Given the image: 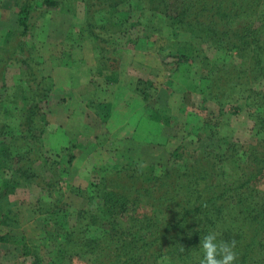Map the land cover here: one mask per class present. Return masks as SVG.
Returning <instances> with one entry per match:
<instances>
[{
	"label": "trees",
	"instance_id": "16d2710c",
	"mask_svg": "<svg viewBox=\"0 0 264 264\" xmlns=\"http://www.w3.org/2000/svg\"><path fill=\"white\" fill-rule=\"evenodd\" d=\"M78 3L84 17L76 42L92 44L98 56L96 73L105 79L106 89L119 84L116 58L106 56L115 46H148L144 34H151L167 43L156 53L193 64L200 57L194 42L203 41L206 53L213 48L224 55L222 62L231 60L197 81L179 75L180 67H175L170 78L181 79L185 87L177 93L179 99L198 95L217 108L219 118L236 114L238 104L244 103L249 130L263 137L246 147L221 137L223 150L209 152L197 145L214 139L209 132L214 126L203 123L193 132L197 141L182 137L164 165H105L98 168V181L89 190L64 189L81 136L71 138L67 146H44L45 105L51 92L44 63L39 58L34 64L31 55L13 61L7 52L18 38L31 40V31L42 28L38 21L46 14L70 15ZM8 4L0 0V9H11L16 16V29L5 34L0 46V171L8 174L0 188V225L7 227L0 235V260L7 251L17 250L31 259L30 264H198L200 238L215 231L219 239L237 242L236 264H264V0H17L7 9ZM182 31L190 33L188 42L179 41ZM205 52L200 62L208 66ZM14 62L22 87L7 95L1 89L7 66ZM157 74L151 70L144 79L138 77L133 90L143 121L154 128L145 139L137 130V150L164 145L159 141L173 128L170 96L160 101L162 92L154 84ZM107 94L102 102L87 101L91 112L96 105L95 113L105 117L104 123L113 92ZM133 149L127 145L129 152ZM24 192H31L29 212L43 228L34 246L15 235L21 207L5 202ZM68 195L77 202L69 201Z\"/></svg>",
	"mask_w": 264,
	"mask_h": 264
},
{
	"label": "rangeland",
	"instance_id": "374dc122",
	"mask_svg": "<svg viewBox=\"0 0 264 264\" xmlns=\"http://www.w3.org/2000/svg\"><path fill=\"white\" fill-rule=\"evenodd\" d=\"M16 1L17 0H4V3L6 5L7 3L15 4ZM11 4H8L7 9L12 6ZM83 17L84 13L80 3H78L76 8L72 10V13L67 16L49 12L38 21L39 24H42V28H39L38 31H31V33H34L31 40L30 38L19 39L17 37V41H15L13 45H10L13 48L7 52V55L12 57L13 61L16 58L21 59L31 55L30 60L33 61L34 64L37 63L39 58L44 63L42 69L44 75L48 77V79H46V87H50L49 89L51 91L48 103L45 105L48 127L43 136V142L46 148H59L71 143L73 141L71 138L77 136L74 131H71L72 128L75 127V122L79 125V128L86 127L85 125H90L94 128V133L93 131H90V133L84 132L83 130L81 131V138L78 139V145H81V147L74 152L76 160L70 169L68 177L64 179V189L68 190L70 187H76L80 190H89V185L94 181H98V168L105 165H129L132 168L136 167L138 169L153 162L164 165L168 162L169 153L183 140L182 137L188 139V141H197L198 135L195 137L193 132L203 123L209 122L211 126H214L212 131H209L214 136V139H203V141L197 143V145L209 152L223 150L225 146L220 145L218 142V139L221 137H227L234 144L240 143L239 145L243 147H246L248 143H255L263 137V134L256 135L255 131L252 133L251 130H249L251 121L248 118V113L244 109V103L238 104L239 112H236V114L219 118L217 116V108L209 102H203L202 98L198 95L189 94L185 96L184 99H182V97L179 99L177 93L182 94L185 91V87L181 83V79L172 80L170 78L174 73L173 69L175 67H177V69L180 67L179 75H190L192 81H197L198 78L209 69L213 71L225 68V64L231 59L226 58L225 62H222V59H225L224 55H222V52H215L213 48L209 49L206 53V44L200 41L194 42L196 43L195 47L200 51V57H198L193 64H186L177 57L167 56L165 52L163 54L161 53L162 55L158 54L159 48L164 47L167 43L164 38L151 34H144L147 43H149L148 46L151 45L150 47L146 46V42L140 43V48H134L132 46L117 49L115 46L111 48L113 49L112 51L109 50L106 56L108 57L110 55L109 57L111 59L114 57L116 58L118 76L119 70L123 66V63L120 64L121 57H124L123 61L130 62L132 57L145 61V55L147 53H153L154 60L157 56L158 62L160 63V73L158 72L157 77L154 79V84L155 87L162 92L160 95L161 102H166V98L170 96L167 102L172 108L170 115L173 118V128H169L165 131L162 140L159 141L164 145H149V147L140 148L139 150L136 149L138 146V140L136 139L137 130L138 136H140L141 139H145L147 135H151L154 130V128H150L152 124L143 121V118L140 122L138 121L139 123L137 122L135 127L136 131H133L135 134H132V128H130L127 130L129 133H125L123 138H120V136L109 137V133L105 131L106 128L105 125H103L105 124V117H99L95 113L96 105L92 108V112L87 110V112L83 113L80 110L83 109V106L80 104L81 101L79 103V96L76 94L83 93L87 100L102 102L109 98L107 91H113L111 89H106L105 79L98 76L96 73L95 67L98 56L93 52L92 44L89 40L78 44L76 42L78 40L77 28L82 25ZM15 18L16 16L13 10L0 9L1 47L4 43L5 34L8 33L9 30L16 29ZM178 39L180 42H188L190 33L182 31L179 33ZM20 40H22L24 44H19L21 43ZM76 44L77 46H75ZM18 46L21 50H19ZM13 52H15L16 55L12 56L11 53ZM204 52L210 57L208 66L203 64V61L200 62ZM67 55H71V59L68 58ZM149 61L151 60L149 59ZM62 68H66V70L62 71ZM53 69L56 70V72L52 77L51 73L54 71ZM147 75L148 72L145 71L144 73H140L138 77H143L144 79ZM121 77L122 80L127 78L126 71ZM133 77L138 78L137 76ZM21 78L23 77L20 75L18 65L15 62L10 63L9 66H7L4 87L1 90L3 92L6 91V94L10 95L15 89H20L22 87H19ZM89 78H91L89 82L91 87L89 90L80 89L78 87L77 89L74 88L75 90L72 91V89L67 90L63 88V86L68 83L74 84L77 81L83 83ZM181 100H184L182 101L184 102L182 104V110L177 109ZM87 106H89V104ZM182 106L179 107L182 108ZM83 110L86 111L85 109ZM230 114H232V111H230ZM68 121L71 124H68ZM131 134L134 137L128 142L130 138H127L130 137ZM173 134H176L175 137H170V135ZM125 139L127 140L124 142ZM156 139L160 138L156 137ZM129 144L137 151L133 149L129 152L127 150V145ZM6 177H8L6 171H0V188L3 179ZM261 188L263 189L264 186ZM34 191L38 190L35 189ZM29 193L31 192L18 193L16 196H11L9 201L5 202H15L21 207L20 219L17 220L13 217L8 219H10V221L17 220L15 225L17 229H14L15 235L23 236L25 240L29 241V246H34L38 243V240L43 237V228L39 218H35L29 212V200H31V198H29ZM68 198L71 202H77V199L71 195H68ZM3 203L2 201V204ZM6 232L7 227L0 225V235L6 234ZM1 256L0 264L31 263L29 257L21 256V253L17 250L7 251V253Z\"/></svg>",
	"mask_w": 264,
	"mask_h": 264
},
{
	"label": "crops",
	"instance_id": "0c3cea01",
	"mask_svg": "<svg viewBox=\"0 0 264 264\" xmlns=\"http://www.w3.org/2000/svg\"><path fill=\"white\" fill-rule=\"evenodd\" d=\"M153 57H154L153 53H147L145 55V61H141V60L136 59L135 57H132L130 62L123 61L124 57H121L120 64L123 63V66L119 70V76L117 77L119 78V84H116L114 85L113 88H111L113 90L112 91L113 96L109 100V102H110V105L112 106L110 108V113H109L110 115L106 119L105 124H103L105 125V128H106L105 131L109 133V137L112 138L113 136H120V138H123L125 133H129L127 132V130L132 128L131 132H133L136 127L137 122L138 121L140 122L142 120L143 118L142 105L140 103L138 96L133 92L135 85H136L137 78H134L133 76L138 77L140 73H144L145 71L149 73L151 70H155L158 73L160 70V63L158 62L157 56L155 57V60ZM148 58L151 61H149ZM137 62H141V63H137ZM64 70H66V68H62V71ZM125 71H126L127 78L125 80L124 79L122 80L121 76L125 74ZM55 72L56 70H54L51 73L52 77ZM90 81H91V78L87 79L83 83H81L80 81H77L74 84L68 83L65 86H63V88L67 90L72 89V91L75 90L74 88L77 89L78 87L80 89L83 88V89L89 90V88L91 87V85H89ZM108 87L110 88L112 86H108ZM76 94L79 96V103L81 101L80 104L83 106V109H85L86 111H84L83 109H80V110L83 113L87 112V110H89L87 108L88 100L85 98L83 93H76ZM68 124H71V123H69L68 121ZM85 126L86 127L79 128V125L75 122V127H73L71 131H74L75 134L77 135L78 134L81 135L82 130L88 133H90V131H93L94 133V128L92 126L90 125H85Z\"/></svg>",
	"mask_w": 264,
	"mask_h": 264
},
{
	"label": "clouds",
	"instance_id": "9594fccd",
	"mask_svg": "<svg viewBox=\"0 0 264 264\" xmlns=\"http://www.w3.org/2000/svg\"><path fill=\"white\" fill-rule=\"evenodd\" d=\"M237 242L233 239L225 241L219 239L218 233L209 231L200 238V258L198 264H236L238 255ZM184 248L181 247V251Z\"/></svg>",
	"mask_w": 264,
	"mask_h": 264
}]
</instances>
